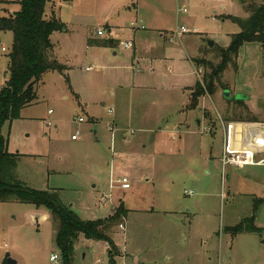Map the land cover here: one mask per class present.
I'll use <instances>...</instances> for the list:
<instances>
[{"label": "rangeland", "instance_id": "rangeland-1", "mask_svg": "<svg viewBox=\"0 0 264 264\" xmlns=\"http://www.w3.org/2000/svg\"><path fill=\"white\" fill-rule=\"evenodd\" d=\"M123 1H129L133 8L131 0ZM139 1L138 11L133 8L132 14L120 18L111 10L119 0H53L49 4L47 16L62 19L70 27L72 39L63 35L53 38L54 48L57 45L55 57L67 69L65 74H46L37 87L36 101L22 110L20 119L1 128L10 152L34 156L17 163L18 182L40 191L59 190L62 203L70 206L83 221L108 218L114 214L115 207L122 206L128 211V220L126 215L112 234L117 248L112 255H118L114 257L115 264H264L263 232L243 233L237 238L226 229L232 223L227 215L233 206L222 199L230 186L228 179L227 186L224 184L220 160L222 130L218 127L213 139L204 133L205 126H198L203 116L206 120L221 117L225 122L256 119L245 101L236 100L248 96V104L256 115L264 106L261 46L246 44L241 48L237 68L231 66L225 71L222 87L211 96L212 101L200 98L199 108L188 114L187 131L175 129L173 119L168 123L131 120L127 102L129 85L121 88L123 82L116 80L117 73L152 75L160 90H151L153 93L144 96L148 104L150 98L154 103L151 111L160 114L167 110L175 118L177 100L184 101L187 97L181 88L193 85L195 80L202 81L205 71L196 68L187 57L198 56V43L197 58L215 61L218 55L215 47H227L232 35L240 32L229 17L246 18L243 2L248 0H163L165 6L160 0ZM151 7L158 9L160 15ZM184 7L189 11L187 14L180 12ZM19 9L16 0H0V13ZM109 10L114 13L118 27L112 33L102 18L107 17L105 13ZM152 25L169 31L164 43L167 61L151 58L152 50L157 48L148 39L151 35L148 28H153ZM181 26L189 33L176 43H169L168 38ZM99 28L105 31L99 37L101 41L116 39L114 48H104L101 43L87 44L92 33L98 38ZM0 38L11 51L12 33L0 32ZM210 41L214 42L213 47ZM127 43L131 48H126ZM135 47L137 55L139 50L143 51L142 58L134 57ZM7 55L0 51V86L4 87ZM225 92H229V99ZM169 96L173 99L169 100ZM80 101L87 105L88 113ZM111 109L113 114L109 113ZM140 112L135 110L134 114ZM92 115L100 120V126L93 124ZM80 117L85 123L78 125L75 119ZM114 122L119 123L114 156L116 176L128 172L131 182L130 190L113 192L120 195L122 204L115 197L113 202L103 200V196L111 194L108 165L112 153L104 145L110 136L106 124ZM165 128L167 132L161 133ZM75 130L81 131L79 142L71 140ZM96 133L100 143L94 140ZM160 134L175 139L163 154H148L150 145ZM201 141L206 144L202 153ZM126 156L135 160L133 165L127 163ZM235 170L227 167V172L239 177ZM258 190L255 187L252 193H260ZM186 191L195 194L187 196ZM250 207L245 205L243 217L252 214ZM261 219L264 221V212ZM124 247L129 255L122 259ZM7 253L17 264H63L52 219L33 222L23 204H6L0 212V264ZM109 253L100 243L81 237L75 244L73 264H113ZM53 255L58 262H51ZM136 259L139 261L135 262Z\"/></svg>", "mask_w": 264, "mask_h": 264}, {"label": "trees", "instance_id": "trees-1", "mask_svg": "<svg viewBox=\"0 0 264 264\" xmlns=\"http://www.w3.org/2000/svg\"><path fill=\"white\" fill-rule=\"evenodd\" d=\"M17 2L20 5L19 11L11 13L6 10L0 20V31L13 35L12 49L7 55L6 86L0 94V204L30 205L47 211L54 223L56 245L63 264H73L75 244L81 237L108 244L111 263L115 264L114 257L118 255H112L113 249L117 252L112 234L115 233L114 227L126 217L128 211L120 206L108 218L83 221L70 206L62 203L59 190L40 191L15 179L14 172L20 155L9 151L8 142L1 135V128L7 122L20 119L22 110L36 101L37 87L46 74H65L67 69L54 55L51 37L63 31L66 25L56 17L47 16V7L53 0ZM243 11L246 18L229 17L239 26L240 32L232 35L228 47H215L218 51L215 61L204 58L194 60L195 66L205 71L203 80L197 81L193 89L187 110H196L200 98L212 96L222 87L225 71L231 66L237 68L239 53L244 45H260L264 56V0L243 2ZM93 44L89 42V45ZM102 45L109 46V43ZM248 122H256V119L249 118ZM227 232L239 235L261 234L263 231L256 228L250 218L236 227L227 228Z\"/></svg>", "mask_w": 264, "mask_h": 264}, {"label": "crops", "instance_id": "crops-1", "mask_svg": "<svg viewBox=\"0 0 264 264\" xmlns=\"http://www.w3.org/2000/svg\"><path fill=\"white\" fill-rule=\"evenodd\" d=\"M131 1L133 2L134 11L135 10L138 11L140 8V1L137 0L136 4H135L134 0H131ZM160 2L165 6V2L163 0H160ZM115 5H117V6H115ZM133 8L131 6H129V1L119 0V2L117 4H114V6L111 8V10H113L114 13L118 15V18H120L122 15L124 16V15H127L129 13L132 14ZM151 8L158 15H160V12L158 9L153 8V7H151ZM111 10H109L105 13L107 15V17L104 15L102 16V18H105V22H107V27L109 28V30H108L109 33L116 31V29L118 28L116 26V19L113 18L114 13ZM81 17L83 18V16H81ZM49 18H50V16H49ZM61 21H62V19H61ZM158 21L160 22V18L158 19ZM63 23L66 25V28L63 31L56 32L52 35L51 40H52L53 44H54L53 38L56 37L57 35H59V36L63 35L62 37L66 36L69 39H72L70 27L65 22H63ZM152 27L153 28H148V30H150L149 33L151 34V35H149L150 38H148V39L151 41V44L156 46L157 48L152 50L153 53H152L151 58L154 57V59H156V60L163 58L164 61H167L168 60L167 59L168 51L164 47V43L167 41L166 35H167V33H169V31H167L165 29H161L160 27L155 26V25H152ZM99 29H102V28H99ZM99 29H97V31ZM97 31H96V33H97ZM96 33H95V36L97 37ZM93 36H94V34L92 33L91 37L88 39V42H87L88 45H89V42L92 41L94 43H101V44L106 43V42L109 43V46L103 45L102 47H104V48H114L116 46V39H113L110 41L109 40L101 41L100 39H102V38H99V36H98L99 39L98 38L96 39ZM1 41H2V39H1ZM2 43H3V41H2ZM56 46L57 45L55 44V48H56ZM222 47H224V46H222ZM136 49L137 48L135 47V51H136ZM196 52L199 56L200 46H198V43L196 45ZM142 54H143L142 50H139L138 55H137V51H136L134 57L135 58H137V57L142 58L141 57ZM54 55H55V49H54ZM113 55H114V57H116L117 53L114 52ZM197 57L189 56L187 58L193 65H195L194 60H196ZM197 73H198V71H197ZM116 80L123 82V86H121V88L129 85L127 102L129 103L128 105L130 107V119L131 120L133 119L135 121H141V122L155 121L156 123H159L161 120V122H163V123H168L170 121V119H173L174 122L172 125H174L175 129L181 131V130H186L187 127H189L187 125L188 124V121H187L188 120V114H190V112L195 111V110H187V107L190 104L191 97L193 95V89H194L197 81H199V80H195V83H193V85L184 86L183 88H181L183 91L187 92V97L184 101L183 100L182 101L177 100V102H176V114L177 115L175 118H172V115L167 110L161 112L160 114L157 111H151L152 110L151 107H153L154 103L151 102V98H150V102L148 104V102L144 96L146 93H153L152 92L153 90H156V91L160 90L158 85L156 83H153L154 77L152 75H149V77H145V76L139 77V76H136V74L134 72L131 74H126V76H124V74H122V73H117L116 74ZM180 82H179V84H180ZM74 94L79 99V96L76 93H74ZM205 98H209L211 100V96L204 97L203 99H205ZM168 99L172 100L173 98H172V96H169ZM249 101H250V98L248 97V100L245 101L246 102L245 104H246V107L249 108L250 111L256 116V122H248V121H240V122H235V121L227 122L226 121L225 122L221 117H219V120H217L214 117H211V119L206 120L203 116L202 121L198 122V126H202V125L205 126L204 133H207L206 135L211 136L213 139H215V137H216V133H217L216 131H217L218 127L221 128L222 133H223L222 153H223V149H224V146L226 143V138L228 137V135L230 136V144H231V147L233 149L238 150V151L253 150L256 152L255 162L258 164L254 165V166H248V167L243 168V169L235 168L236 170L234 172L237 173L239 175V177H235L234 175H231V172H227V168L224 170V168L222 166L223 175H224V177H223L224 184H225V186H227V180L226 179H228V181H229L228 183L230 184L229 191L227 192V194H226V192H224L222 199H223V201H225L224 202L225 204L233 206V208L229 207L228 215H227V218H229L230 222H232V223H229V226L228 227L226 226V229L236 227L239 224H241L243 221H245L246 219L251 218V219H253L254 226L258 229H261L264 233V223H263L264 221H262V219H261V215L264 212V145H262V144H264V106L263 107L261 106V110L259 111V114L256 115L253 112V110L250 108V106L248 104ZM85 105H83L82 102L80 101V106H82L84 108V110L86 111V113H88L87 105L86 106ZM135 110H140L141 112L138 114H134ZM51 111L52 110L49 111L50 115H52V113H50ZM80 118H82V117H80ZM90 118H92V122L94 125L100 126V124H99L100 120L97 117L92 115ZM77 119L78 118L75 119L76 124H78L76 122ZM204 122H205V124H204ZM113 124H115L118 128L119 123L114 122ZM220 124H221V126H220ZM78 125H81V124H78ZM107 125L108 124H106V127H107ZM228 127H230V130H228ZM160 130H161V128H160ZM76 131L77 130H75V132ZM107 131L109 132L108 127H107ZM173 131H175V130H173ZM75 132L72 134V136L75 134ZM163 132H167L166 128L161 131V133H163ZM109 135H110L109 137L108 136L106 137L107 140L104 141V145H106L112 153V156H111L112 159L110 161L111 165H108V168L110 167V170H108L109 189H110V176H111V174H113L114 177H119V176H116L117 171H116V167H115V163H114V156L117 154L116 149H115L116 136H115V138H112V135L110 134V132H109ZM163 135L164 134H160V135H158L157 138H155L154 143H152L148 149L149 150L148 154L149 153L155 154L157 152H159L160 154H163L165 151H167V149L169 148V144L171 142H173V140L175 138L173 137L172 139H168V138L164 137ZM72 136H71V140H72ZM96 137H97V133L94 135V140H96L97 143H100ZM80 138H81V135H80ZM80 138L77 141H74V140H72V141L73 142H79ZM125 139H126V137H125ZM259 144L262 146L259 147L258 146ZM205 145L206 144L203 141H201L200 153H202V151L204 152V146ZM212 145L215 146L214 141H213ZM112 148L114 150V153L112 151ZM18 154L20 155L18 162H20L21 159H25V157H27V158L34 157L32 155H23L20 153H18ZM148 156H150V155H147L146 157H148ZM124 158L127 160V163L130 165H133V163L135 162L134 159L129 158L128 156H126ZM247 169H250V170L248 171ZM256 169L262 170V171H254ZM16 172L17 171L14 172L15 179L18 181V179H17L18 176H17ZM120 172H122V171L120 170ZM234 172H232V173H234ZM53 173H57V172H53ZM253 173L255 174V176L249 175V174H253ZM123 175L127 176L128 178L130 177L128 172H124ZM255 187L257 189L259 188L258 191L260 193H252V190L255 191ZM248 190H250V191H248ZM118 191H124V190L117 189L113 192H114V194H115V192L120 194ZM113 192H112V194H113ZM114 194L112 195V199L109 201L113 202V197H115V199H117L120 202V204H122L123 200L121 198H119L120 195H118V194L114 195ZM226 195L228 197L227 199L224 197ZM257 196H259V198ZM103 198H104V196H103ZM251 198H253V199L251 200ZM100 204L103 205L102 202ZM4 205H6V204H0V212H1V209ZM245 205H247L248 207L251 206L250 208L253 211L249 217H243V209H244ZM252 205H253V208H252ZM26 207L28 209L29 215H30L31 220L33 222H35L36 219H39L41 221L44 219H50L51 220L50 214L47 211H45L43 209H41V210L36 209L35 207L30 206V205H26ZM247 209H249V208H247ZM115 210H116V207H115ZM128 217H129V213L127 214L126 221L128 220ZM234 236H237V238H238V236H240V235H234ZM98 243H100L103 246L105 251H107V252L110 251L108 244L103 243V242H98ZM125 249L126 248L124 247L123 251L120 250L122 252V259L124 258V256L129 255L128 251L126 252ZM137 261H139V260L136 259L135 262H137Z\"/></svg>", "mask_w": 264, "mask_h": 264}, {"label": "built area", "instance_id": "built-area-1", "mask_svg": "<svg viewBox=\"0 0 264 264\" xmlns=\"http://www.w3.org/2000/svg\"><path fill=\"white\" fill-rule=\"evenodd\" d=\"M18 0H16L17 2ZM179 1V0H177ZM183 1H189V2H194L195 0H183ZM3 12L0 13V20L3 16ZM180 12H183L185 14H187L189 11L186 7H184L182 10H180ZM133 27L136 26V24H133ZM1 32V31H0ZM186 33H189V31L186 29V27L184 26H181L177 31L176 33H173L169 38H168V41L169 43L171 44H174L176 43V40L177 39H180L182 35L186 34ZM97 35L99 37H103L105 35V31L103 29H99L97 31ZM126 48H131V44L128 43L126 44ZM0 51L4 54H9V50L3 45L2 41H1V38H0ZM89 70V69H88ZM4 78H5V74H4ZM4 89V86H0V94L2 92V90ZM52 113V111L50 112ZM109 113L113 114L114 113V109H111L109 111ZM76 122L78 124H82L85 122V119L84 118H78L76 120ZM49 125H51V122H48ZM108 127V130L110 132V134L112 135V138H115L117 132H118V128L115 124H108L107 125ZM209 130V129H208ZM207 130V131H208ZM228 130H230V127H228ZM134 132L131 131V134H133ZM80 135H81V132L80 130H77L75 132V134L72 136V140L74 141H77L79 138H80ZM264 145V144H262ZM262 145H258L259 147L262 146ZM112 151L114 153V150L112 148ZM255 155H256V152L253 151V150H248V151H238V150H235L231 147V144H230V136L228 135V137L226 138V143H225V146H224V149H223V153H222V157H221V163H222V166L224 168V170L227 168V167H234V168H240V169H243V168H246L248 166H254V165H257L258 163L255 162ZM116 189H121V190H130L131 189V182H130V179L125 176V175H121L119 177H114L113 174H111L110 176V191H111V194L109 196H106L103 198V200H106V201H109L112 199V192ZM186 195L187 196H193L194 195V192L193 191H186ZM51 262H58V259L56 256H52L51 257Z\"/></svg>", "mask_w": 264, "mask_h": 264}, {"label": "water", "instance_id": "water-1", "mask_svg": "<svg viewBox=\"0 0 264 264\" xmlns=\"http://www.w3.org/2000/svg\"><path fill=\"white\" fill-rule=\"evenodd\" d=\"M209 44H210L211 47L214 46V42L213 41H210ZM5 78H6V74H5ZM224 96L227 99H229L230 98L229 92H225ZM246 100H248V97L247 96H243V97L238 98L236 101H246ZM1 264H17V261L11 256L10 253H7L5 255L4 259L2 260Z\"/></svg>", "mask_w": 264, "mask_h": 264}]
</instances>
